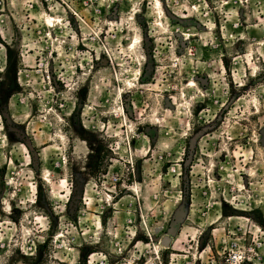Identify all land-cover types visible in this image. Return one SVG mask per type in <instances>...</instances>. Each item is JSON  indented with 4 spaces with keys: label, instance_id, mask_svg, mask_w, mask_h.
I'll use <instances>...</instances> for the list:
<instances>
[{
    "label": "rangeland",
    "instance_id": "1",
    "mask_svg": "<svg viewBox=\"0 0 264 264\" xmlns=\"http://www.w3.org/2000/svg\"><path fill=\"white\" fill-rule=\"evenodd\" d=\"M0 264H264V0H0Z\"/></svg>",
    "mask_w": 264,
    "mask_h": 264
},
{
    "label": "water",
    "instance_id": "2",
    "mask_svg": "<svg viewBox=\"0 0 264 264\" xmlns=\"http://www.w3.org/2000/svg\"><path fill=\"white\" fill-rule=\"evenodd\" d=\"M164 242H165V240H164Z\"/></svg>",
    "mask_w": 264,
    "mask_h": 264
}]
</instances>
